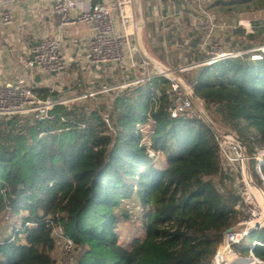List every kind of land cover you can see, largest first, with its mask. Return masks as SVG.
Masks as SVG:
<instances>
[{"label":"trees","instance_id":"obj_1","mask_svg":"<svg viewBox=\"0 0 264 264\" xmlns=\"http://www.w3.org/2000/svg\"><path fill=\"white\" fill-rule=\"evenodd\" d=\"M231 2L238 11L264 8V0ZM259 55L202 65L190 83L221 121H245L264 146V51ZM168 88L156 75L125 87L106 114L111 127L102 109L80 102L60 101L43 120L0 117V222H11L0 238V264H56L57 225L82 248L78 264H212L243 203L213 180L227 176L214 128L172 117ZM34 90L60 100L52 88ZM150 121L148 144L142 125ZM130 201L141 206L144 234L127 246L117 228L132 217ZM252 234L262 242L253 252L264 260V227ZM244 240L234 249L246 256Z\"/></svg>","mask_w":264,"mask_h":264},{"label":"built area","instance_id":"obj_2","mask_svg":"<svg viewBox=\"0 0 264 264\" xmlns=\"http://www.w3.org/2000/svg\"><path fill=\"white\" fill-rule=\"evenodd\" d=\"M48 1L53 13L59 17L60 30L44 36L32 46L30 57L26 62L27 68H36L49 76L65 71L69 63L64 51L61 30L66 25L82 22L89 23L92 29L89 40V62L92 65L128 62L131 67H135L138 64L135 57L138 21L134 10L135 0ZM13 22V11L6 5L5 0H0V26H9ZM206 35L209 37V32H206ZM261 50L264 51V46ZM235 56L238 54L223 51L199 61L197 65L212 64L218 60ZM253 56L260 57L259 54ZM142 63L153 65L157 70L155 75L168 80L170 104L165 110L172 117L196 118L207 122L200 108L196 106V101L200 99L193 98L189 93L188 89H193L191 83L186 82L162 64L153 63L147 57L143 58ZM93 94L89 92L83 96ZM60 101L55 96L41 98L32 85L21 81L0 83V117L32 112L34 119L43 120L50 117V109ZM105 119L111 127L107 115ZM214 137L218 145L221 168L223 162L238 175V194L242 199L243 210L241 217L223 231V240L217 247L212 264H247L245 259L248 258L253 264H264V260L253 252V247L256 244H262L261 241L252 242L247 256L239 254L234 249L235 244L243 241L253 231L264 227V174L262 172L264 146L255 148V151L249 153L246 140L236 130L224 131L215 128ZM251 161H253L252 168L250 167ZM253 173L258 176L263 186L256 182ZM53 236L60 246L58 263L77 264V245L64 232L61 225L54 227ZM230 254L234 258L230 257Z\"/></svg>","mask_w":264,"mask_h":264},{"label":"rangeland","instance_id":"obj_3","mask_svg":"<svg viewBox=\"0 0 264 264\" xmlns=\"http://www.w3.org/2000/svg\"><path fill=\"white\" fill-rule=\"evenodd\" d=\"M231 1L233 0H160L161 3H158L156 0H135L138 19L143 18L144 24L146 19H144L145 7L143 6L150 7L157 5V11L155 12L156 19H147L151 25L143 26V40L146 48L149 47L147 52L152 53L151 55L148 54L151 61L155 64H162L175 74H178L186 82L190 83L194 79L196 70L202 65H206H197V63L201 60L208 59L213 54L215 55V53L224 51L249 56L254 59L255 56L253 55H258L264 46V8L238 11L233 8L235 3ZM146 32L150 34L148 38ZM206 32H209V37L206 35ZM207 51H210V53H207ZM149 67L154 73L157 72L153 65H149ZM67 69L69 71L70 66ZM119 70L120 68H116L112 71L115 74L117 72L119 73ZM132 73L125 71L123 77L121 73L108 78L109 85L114 86L108 89H102L101 86L104 82L101 83L91 75V78L94 80L93 84L84 82L85 84L83 83L81 87L78 86L77 93L86 92L87 88L89 91H94V94L81 96L74 101L84 103L90 108L102 109V112L106 115L109 113L116 95L125 89V85L119 87L120 83L131 79ZM80 78L83 79L82 75L77 77L74 82H77ZM200 101H196V106L204 108L216 128L224 131L236 130L246 140L248 148L250 146L253 148L251 153L255 151V148L262 147L256 140L254 127L249 126L243 120L238 125L231 126L219 119V114L215 110V106H208L204 101H201L202 103ZM15 115L23 121L32 117V112ZM142 128L145 134V141L149 144V135L152 130L151 121L143 124ZM253 140L255 141L254 143L252 142ZM150 151L155 163L160 167L165 166L163 155L153 150ZM250 167H253V161L250 162ZM222 171L227 176L223 177L220 174L214 176L213 180L216 183L222 182L223 180L225 188L238 192V175L223 162ZM253 175L256 182L263 186L258 176L255 173ZM132 202L130 201L128 204V207L132 209V217L127 220H121L117 228L120 241L127 246L132 243L134 237L144 234L141 206L139 203L134 205V202ZM242 210L240 209V211ZM241 213H239L240 215L238 214L239 218L241 217ZM10 232L11 222L6 217L4 221L0 222V238L7 236ZM256 237L257 234L247 236L244 244L252 246V242ZM59 248V243L56 241L55 253L57 252L58 258L60 256ZM82 252V248L80 249L77 246V264L79 262L78 253L80 254ZM242 253L249 254L248 251ZM229 256L234 258L232 254ZM249 259H245L247 264H251L249 263ZM56 264H59L58 259Z\"/></svg>","mask_w":264,"mask_h":264},{"label":"crops","instance_id":"obj_4","mask_svg":"<svg viewBox=\"0 0 264 264\" xmlns=\"http://www.w3.org/2000/svg\"><path fill=\"white\" fill-rule=\"evenodd\" d=\"M6 5L11 8L14 14V22L9 26H0V83H13L21 81L24 84L36 87H48L55 90L59 99L69 104L75 102L86 93L93 92L86 88V92L77 93L78 86L84 82L92 83L93 75L96 80L104 84L102 89L114 87L109 85L108 78L117 76L125 71L133 72L131 79L118 83L119 87H126L134 83L152 78L155 73L147 64H143V53L136 48L135 57L137 65L131 67L128 62L123 64L92 65L89 62V40L91 37V25L89 23H76L63 27V46L70 69L54 76H49L36 68H27L26 62L30 57L32 46L46 35L54 34L60 30V20L52 11L48 0H5ZM96 1V0H94ZM156 2L161 3L160 0ZM153 6V7H152ZM145 7L144 26L151 25L147 19H156L155 12L157 5ZM137 6H134L137 16ZM144 28V27H143ZM146 36H150L146 32ZM146 38V37H145ZM148 47V46H147ZM149 48V47H148ZM147 48V50H148ZM148 54H152L149 53ZM68 66V67H69ZM120 68L119 73H113V69ZM93 73V74H92ZM82 75L83 79L74 82ZM93 77V78H94ZM86 78V79H85ZM95 80V81H96ZM85 84V83H84ZM118 87V86H115ZM52 255L58 259L55 250Z\"/></svg>","mask_w":264,"mask_h":264},{"label":"water","instance_id":"obj_5","mask_svg":"<svg viewBox=\"0 0 264 264\" xmlns=\"http://www.w3.org/2000/svg\"><path fill=\"white\" fill-rule=\"evenodd\" d=\"M137 29H136V44L138 49L143 53V55H145L146 57H148L149 59H151L148 55L147 52V48L145 46L144 40H143V26H144V20L143 18H139L137 21ZM189 93L193 98H196V94L194 92V90L192 88H189ZM200 111L202 112V114L205 116L207 123L212 127V128H216L214 123L212 122V120L210 119V117L208 116V114L206 113V111L204 110L203 107H199Z\"/></svg>","mask_w":264,"mask_h":264},{"label":"bare ground","instance_id":"obj_6","mask_svg":"<svg viewBox=\"0 0 264 264\" xmlns=\"http://www.w3.org/2000/svg\"><path fill=\"white\" fill-rule=\"evenodd\" d=\"M231 255V254H230ZM250 260V259H249ZM251 262V261H250Z\"/></svg>","mask_w":264,"mask_h":264}]
</instances>
